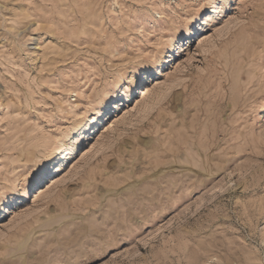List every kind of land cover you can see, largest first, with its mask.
I'll return each mask as SVG.
<instances>
[{
    "label": "rangeland",
    "instance_id": "1",
    "mask_svg": "<svg viewBox=\"0 0 264 264\" xmlns=\"http://www.w3.org/2000/svg\"><path fill=\"white\" fill-rule=\"evenodd\" d=\"M215 4L0 0V264H264V0Z\"/></svg>",
    "mask_w": 264,
    "mask_h": 264
},
{
    "label": "snow or ice",
    "instance_id": "2",
    "mask_svg": "<svg viewBox=\"0 0 264 264\" xmlns=\"http://www.w3.org/2000/svg\"><path fill=\"white\" fill-rule=\"evenodd\" d=\"M221 2H222V0H216V4L206 7L204 9V12L201 13V15H204L205 13L209 12L211 10V8L214 7V6L218 7L221 4ZM229 7H230V5H229ZM196 23H198V21H196ZM194 26L195 25H193V27ZM153 70L154 69H151L149 67H145V68L140 69L141 72H151ZM0 197H2L6 202H8V201H11L14 198V193H12V192H0ZM0 211H2V209H0ZM97 264H99V261H97Z\"/></svg>",
    "mask_w": 264,
    "mask_h": 264
},
{
    "label": "bare ground",
    "instance_id": "3",
    "mask_svg": "<svg viewBox=\"0 0 264 264\" xmlns=\"http://www.w3.org/2000/svg\"><path fill=\"white\" fill-rule=\"evenodd\" d=\"M190 32H191V31H190ZM191 33H192V32H191ZM191 37H192V36H191ZM147 91H149V90L146 89V91H142V93H143V94H146ZM143 94H142V95H143ZM96 114H97V113H96ZM94 116H95V115H94ZM96 121H97V120H96ZM98 130H100V128H98ZM81 132H82V131H81ZM80 134H81V133H80ZM85 135H86V134H85ZM76 136H77V135H76ZM87 137H88V136H87ZM74 139H75V138H74ZM85 139H86V138H85ZM72 140H73V139H72ZM73 142H74V141H73ZM82 142H83V141H82ZM82 142H81V143H82ZM67 144H68V143H67ZM74 145H75V144H74ZM70 146H71V144H70ZM77 147H78V146H77ZM64 148H65V146H64ZM64 148H63V149H64ZM65 150H67V149H65ZM72 151H73V150H72ZM68 152H69V151H68ZM67 154H68V153H67ZM69 154H70V153H69ZM43 163H44V162H43ZM46 163H48V162H46ZM48 164H49V163H48ZM44 166H45V165H44ZM38 169H39V168H38ZM47 169H48V168H47Z\"/></svg>",
    "mask_w": 264,
    "mask_h": 264
}]
</instances>
